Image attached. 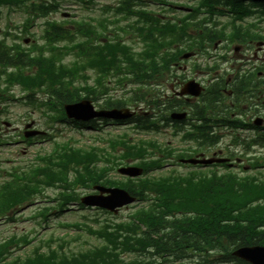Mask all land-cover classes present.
Masks as SVG:
<instances>
[{
    "label": "flooded vegetation",
    "instance_id": "af4514ba",
    "mask_svg": "<svg viewBox=\"0 0 264 264\" xmlns=\"http://www.w3.org/2000/svg\"><path fill=\"white\" fill-rule=\"evenodd\" d=\"M259 14V11H254L249 18H235L234 23L226 19L219 27L221 37L216 43H211V50H208L210 43L207 40L192 49L190 41L187 47L179 36L180 21H175L172 27L175 58L152 69L157 71L156 87L160 95L156 113L171 111L185 114L181 121L161 122L163 134L170 132L173 126L171 136L175 152L192 154L177 160L205 155L202 151L191 152L194 149L193 138L197 134L251 139L255 130L264 126V22L260 26ZM190 36V40L195 37L194 30ZM189 83L202 88L198 97L179 95ZM156 113L149 114V120L159 117ZM255 122L261 124L256 126ZM103 125L116 126L112 123ZM38 126L32 123V129L42 131ZM26 127L16 124L10 130L20 136ZM45 142L41 140L34 144ZM179 165L176 163L177 167L188 166Z\"/></svg>",
    "mask_w": 264,
    "mask_h": 264
},
{
    "label": "trees",
    "instance_id": "16d2710c",
    "mask_svg": "<svg viewBox=\"0 0 264 264\" xmlns=\"http://www.w3.org/2000/svg\"><path fill=\"white\" fill-rule=\"evenodd\" d=\"M17 4H22V1L0 0V5L16 6ZM50 10V8L44 10L43 14ZM52 32L59 35L69 34L68 31L65 32L57 26L53 27ZM3 58H7V55L1 52V59ZM57 73L56 69L53 70V81L56 80ZM61 74L59 78L66 74L69 81L77 75L64 70H61ZM16 83L26 87L29 85L25 80L21 82L17 80ZM70 83L67 82V85L70 86ZM60 96L63 102L79 99L78 93L72 94L70 90L68 100L65 95ZM107 104L117 108L123 106L120 101ZM138 122L140 124V121ZM69 157L73 158L74 155L71 154ZM68 162H71V159ZM28 188V185L15 182L14 185L0 190V215L5 210L25 201L31 191H28ZM211 188L214 192L208 201L207 197L206 199L202 197L201 201H195L194 206L189 200H186L184 205L174 200L166 202V198L163 199L162 205L167 206L168 209L184 205L187 210L194 211V217H188L184 222L168 221L156 216V213L149 218L141 212L133 217L135 223L114 225L112 232L105 236L102 247L68 254L63 250L62 245L53 249L48 244L47 252L43 253L40 248H36L24 261L16 260L11 264H156L153 260L149 262L148 258L153 255L158 258L166 255L173 256L175 259L182 258L186 254L184 245L190 242L195 244L193 251L200 259L197 264H246L233 258L231 251L239 246H264V184L255 190H250V197L245 196V199H241L239 192H234V187L229 185L224 187L213 185ZM127 191L131 192L129 189ZM244 192L246 195L248 191L244 190ZM69 200L71 197L66 198V201ZM252 203L255 205H251ZM158 207L162 208V206ZM150 209L156 211L157 204L155 203ZM130 253L140 257L131 261L122 258L123 255ZM1 255L0 264H2L1 258H5L4 253Z\"/></svg>",
    "mask_w": 264,
    "mask_h": 264
},
{
    "label": "rangeland",
    "instance_id": "374dc122",
    "mask_svg": "<svg viewBox=\"0 0 264 264\" xmlns=\"http://www.w3.org/2000/svg\"><path fill=\"white\" fill-rule=\"evenodd\" d=\"M95 1V0H94ZM102 1V0H99ZM105 2L109 3L112 6L113 0H105ZM95 5V3H92ZM91 4V5H92ZM91 5H82L80 3L75 2L74 0H60V7L56 13L51 15L49 18L61 22L62 20L67 21H80L85 20L89 21V19L95 18L98 21L100 18L97 13L88 10L92 8ZM104 5V3H101ZM25 13L21 9H11L8 10L7 8H0V33L3 29L7 27H14L19 25L25 19ZM67 17V18H64ZM109 17H114V13L110 14ZM42 22L41 19L37 21V24ZM125 23H120V26H123ZM37 27L34 26L32 30H35ZM73 56H66L63 59V62L67 65L73 60ZM114 95H121V91L115 89L112 92ZM17 96H22L20 93L15 91ZM98 101L97 103H99ZM2 108L4 106L0 105V121L7 120L13 125H15L22 117L26 116L28 109L25 108L23 102H16L7 106L4 109V112L1 113ZM61 134L55 136L52 140L53 148L56 144H71L75 147H88L90 144H94L93 135L89 131L80 132V130L74 129L70 126H64L61 128ZM2 132L0 134L7 135V130L5 128H1ZM112 136H118L121 132H115L111 130ZM125 133L132 136L135 140L139 139H157L159 142L163 141H171V144L174 145V139L169 137L168 135H159L156 133H134L130 129L125 130ZM5 137V138H4ZM0 140L5 142V145H0V184L5 180V175L3 173L5 171H10V169L15 168L16 165H21L22 159L25 158L29 162L31 159V148L24 144H16L10 145L11 142L10 136H4ZM225 143V140L222 142ZM52 149V147H50ZM53 150V149H52ZM23 151H26L23 153ZM256 151H259L257 149ZM263 154V152H259ZM259 156L258 163L264 162V158H260ZM10 160V163H2V160ZM25 161V160H23ZM180 173H184L183 171H179ZM232 172H227V177L233 178L234 176L231 175ZM160 174V173H159ZM163 174V173H161ZM253 176L257 178L264 177V168L261 170L255 171ZM112 177H116L115 174ZM79 194H81V190H76ZM48 201H43L42 198L36 197L23 205L17 206L5 212L2 216H0V242L6 241L12 236L18 237H29L32 238V242L28 244H23L21 247L10 249L12 255L11 259L15 257H24L32 252V250L37 247L41 246L42 251H46L47 248L45 247L46 241L50 240V246L55 248L56 246L64 245V251L68 254L76 253L79 251H84L86 249L93 248L95 246H99L102 244V240L99 239L95 235H90L85 227L88 226L91 229H99L101 222L110 220V222L118 223L122 221H127L128 217L131 212H133V208L124 210L115 217L103 215L100 212L95 210H70L65 211L62 213H53L58 208V203H56V198L58 192L56 190H47L45 193ZM56 206V207H55ZM49 209L48 215L45 216V220L41 219L36 215L42 209ZM55 208V209H54ZM54 209V210H53ZM70 223H76L80 227H68L63 226V224L70 225ZM45 241L44 243H42ZM135 257L134 254H127L123 257L125 260H130ZM197 259V258H196Z\"/></svg>",
    "mask_w": 264,
    "mask_h": 264
},
{
    "label": "water",
    "instance_id": "95a60500",
    "mask_svg": "<svg viewBox=\"0 0 264 264\" xmlns=\"http://www.w3.org/2000/svg\"><path fill=\"white\" fill-rule=\"evenodd\" d=\"M254 1H264V0H254ZM66 115L69 118H74L76 120H88L94 116H101L105 118L113 119H123L128 118L132 115L127 109L111 111H104L99 113H92L91 106L89 102L82 101L78 104L67 105L65 107ZM122 173L129 176H137L140 174V170L137 169H124L121 170ZM101 193H108L109 195L103 197L102 194L99 196H89L82 199V203L88 206H98L108 210H114V208L122 207L133 201L124 191L111 189L104 190L102 188H97ZM232 256L243 260L249 264H264V248L259 246L250 247H239L232 252Z\"/></svg>",
    "mask_w": 264,
    "mask_h": 264
}]
</instances>
